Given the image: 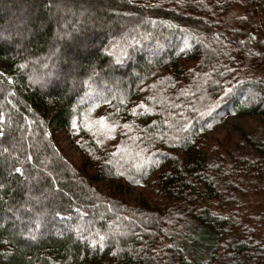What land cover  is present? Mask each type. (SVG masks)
<instances>
[{"label":"trees","instance_id":"16d2710c","mask_svg":"<svg viewBox=\"0 0 264 264\" xmlns=\"http://www.w3.org/2000/svg\"><path fill=\"white\" fill-rule=\"evenodd\" d=\"M16 3L32 22L21 39L0 34V264H264V0H0ZM59 6L111 31L72 21L63 41ZM71 56L75 81H51ZM101 107L117 144L86 132ZM231 116L257 125L234 144L207 140ZM53 127L82 135L92 163L65 161ZM129 186L151 199L130 201ZM73 208L89 217L84 235L64 225Z\"/></svg>","mask_w":264,"mask_h":264},{"label":"rangeland","instance_id":"374dc122","mask_svg":"<svg viewBox=\"0 0 264 264\" xmlns=\"http://www.w3.org/2000/svg\"><path fill=\"white\" fill-rule=\"evenodd\" d=\"M4 9V10H3ZM66 11H70V9L66 6V7H58L57 8V16H58V26H57V30L58 33H60L61 35V40L63 41H70L72 36L71 31L70 32H66L67 29L65 28V25L70 24L72 21H76V25L75 28L73 30V32H78V31H82L83 28H81L82 24H86L88 26H93L95 29L93 31H96L97 33H104L105 34L109 31H111L107 25V23H103L101 21H97L95 20V17L90 13V11H83L81 13H77L76 15L73 14H67ZM237 14H240V11L237 9L236 11ZM109 14L111 16H115L117 17L118 21H122V23H127L128 21L130 22V19L127 18L126 16H124L122 13H119L117 11H109ZM131 15V14H129ZM0 18L3 19V21L5 22L4 25L1 24L0 25V34L3 36L5 35V39L9 40V38H20L23 35V33H26V26L32 22V15L28 12V10H26L25 7H22L20 4L13 5L12 8H2L0 6ZM82 23V24H81ZM132 29L128 28L127 29V34H126V39H127V43L126 45L131 44L133 41H135L134 38V33L137 31V29L141 28L140 22L136 21L135 19L132 20ZM10 26V27H9ZM80 32H78L77 34H79ZM108 32V33H109ZM229 32L232 33V29L229 27ZM57 33L56 39H58V37H60V35ZM94 33V34H97ZM136 34V33H135ZM99 35V34H98ZM228 36H232L231 34H227ZM233 37V36H232ZM232 37H229V39H231ZM234 38V37H233ZM96 39V38H95ZM100 41V39L98 38V42ZM53 44V43H52ZM157 44V43H156ZM82 46L85 47V49H95L97 48L99 45L98 43H96V40L93 41H86L84 40L82 43ZM256 46V47H255ZM254 45H252V49L253 47L256 49V53H261V51L257 50L260 45H259V41H257V43ZM262 46V45H261ZM155 51H161V46H159V44H157L155 46ZM264 47V46H263ZM260 49V48H259ZM212 53H214L213 55V67H215L217 64H222V62L219 60L220 58L217 56L215 50L211 49ZM52 64H54L53 62L58 63V59L60 57V51H53L52 52ZM153 56V55H152ZM151 55L148 56V58H150ZM258 63L257 64H263L264 65V60L257 58ZM263 61V62H261ZM61 62V67L62 69H59L58 72H56L53 76H52V80L53 82H58L61 83L62 81L65 80H69L71 82H74V74L76 73V68L80 62V59H78L76 56H71V57H66L65 59L63 58L61 61H59V63ZM211 63V64H212ZM95 77V76H94ZM93 79V76L87 80L90 81ZM164 84V83H163ZM151 83L147 86L149 88H151L150 90H148L147 92H156L157 93V89L158 87H160L162 85V83H156L153 86H150ZM107 86V85H105ZM108 87V86H107ZM248 92V91H247ZM106 93H117L116 90H112V89H108L106 91ZM225 93V92H222ZM104 95L103 90H101L98 94L96 93L95 95H84L80 100L79 103H81L82 101H85L89 98H95L96 96H101ZM148 95V93H147ZM159 95V94H158ZM247 95H251L250 92ZM160 96V95H159ZM224 96V95H223ZM236 99H240L238 97H235ZM234 99V100H236ZM237 101V100H236ZM103 108L101 107L99 108L97 111H93V113L91 114V118L85 123V129L86 132L90 133V134H100V137L103 138V140H105V142L108 141L107 144L112 143V144H117V141L113 140V137L110 138H106V136H103L102 132L105 129L104 124L107 122L106 118L104 119L103 117ZM88 123H90L89 127L87 128ZM257 123L255 120L251 119V118H238V117H222L220 122L218 123V125L214 128V131L211 132L208 135L207 140L209 139L211 141V143L214 142L215 139H222L223 142H221V145L224 144V142L228 141L230 144H234L237 141L238 138V132H240L241 130H247V129H254V127H256ZM117 130V128H116ZM49 138L51 139L53 146L55 148V151L58 152L60 154V156L67 161L72 167L74 168H79L80 166H82L83 163H86L87 165H89V163H92V158H90L88 156L87 151L81 147V143L84 140L82 138V135L78 134L77 131L75 130H71V132L69 131H62L60 129L57 128H51L49 129ZM120 141V140H119ZM103 148L105 149L106 146H103ZM139 150V149H137ZM94 187L103 190V186L102 185H94ZM128 189V198L130 201H146L148 199H151L152 193L151 191H149V189H146L144 187L141 188H135L133 186H129ZM68 196V195H67ZM251 207V209L249 211H254V206H252L251 204L248 205ZM261 211V210H259ZM86 212L81 211V209L79 208H73L69 213V219L68 221L64 224L65 226H70L72 227V229L74 231H76L78 234L80 235H84V230L86 229L87 225L90 224L89 222V217H85ZM89 214V216L92 214L91 211L89 210L87 212ZM94 213H96L97 215H101L102 216V212L100 211V209H98L97 207H95L94 209ZM91 218V217H90ZM109 225H111L110 222H108ZM63 225V226H64ZM29 229V228H27ZM57 230V229H56Z\"/></svg>","mask_w":264,"mask_h":264}]
</instances>
